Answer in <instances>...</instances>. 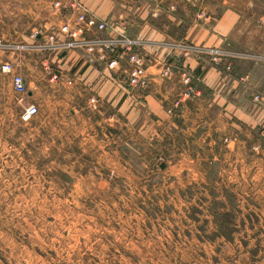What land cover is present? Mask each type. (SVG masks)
<instances>
[{
    "label": "crops",
    "instance_id": "1",
    "mask_svg": "<svg viewBox=\"0 0 264 264\" xmlns=\"http://www.w3.org/2000/svg\"><path fill=\"white\" fill-rule=\"evenodd\" d=\"M81 1L114 23L107 35L120 31L141 41L150 85L130 86L125 58L112 70L80 51L55 50L21 59L33 103L50 110L62 102L66 140L94 144L113 157L126 152L130 173L157 171L164 187L193 188L208 199H249L254 190L257 209L264 210V0ZM30 2L29 10L16 5L7 25H19L35 9L48 28L63 23L65 16L50 13L46 2ZM200 48H219L225 58L211 63L199 58ZM167 66L172 71L165 76ZM185 75L197 89L190 97H184Z\"/></svg>",
    "mask_w": 264,
    "mask_h": 264
},
{
    "label": "rangeland",
    "instance_id": "2",
    "mask_svg": "<svg viewBox=\"0 0 264 264\" xmlns=\"http://www.w3.org/2000/svg\"><path fill=\"white\" fill-rule=\"evenodd\" d=\"M42 2L54 14L53 2ZM18 4L31 7L0 0L3 33L33 43L44 16L28 11L10 27ZM7 60L23 67L18 51L0 48V66ZM31 104L39 114L25 123L21 112ZM64 122L62 102L43 109L0 70V264H264V210L254 190L249 199H208L193 188L164 187L157 171L128 172L126 152L113 157L66 140Z\"/></svg>",
    "mask_w": 264,
    "mask_h": 264
},
{
    "label": "built area",
    "instance_id": "3",
    "mask_svg": "<svg viewBox=\"0 0 264 264\" xmlns=\"http://www.w3.org/2000/svg\"><path fill=\"white\" fill-rule=\"evenodd\" d=\"M52 9L55 15L65 16L61 25L47 27L41 26L33 31L31 39L33 43H17L0 36V48L18 51L21 59L24 55L42 54L45 52L61 50L62 53L80 51L89 61L107 65L110 69H116L120 58L128 60L129 84L133 88H147L151 82L148 72L146 57L141 51V41L118 31L115 36L107 35L108 29L115 30L113 22L100 18L93 13L81 0H54ZM186 51L193 48L185 46ZM45 51V52H43ZM199 58L211 63L219 64L225 58V52L219 48L198 49ZM1 72L11 76L15 92L24 94L29 87L22 69V65L7 60L0 66ZM172 71L167 66L163 75L168 76ZM184 83L188 86L184 97L197 94V89L192 85V78L185 75ZM255 101L261 102L263 94H257ZM96 105L98 100L92 99ZM181 102H176L180 106ZM173 113V110H169ZM39 114V106L31 104L25 107L21 113V119L25 123L33 122Z\"/></svg>",
    "mask_w": 264,
    "mask_h": 264
}]
</instances>
